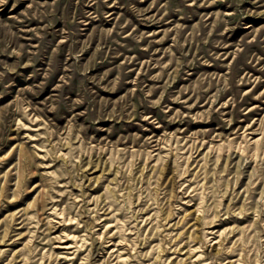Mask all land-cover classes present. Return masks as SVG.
I'll return each mask as SVG.
<instances>
[{"label": "rangeland", "instance_id": "rangeland-1", "mask_svg": "<svg viewBox=\"0 0 264 264\" xmlns=\"http://www.w3.org/2000/svg\"><path fill=\"white\" fill-rule=\"evenodd\" d=\"M0 264H264V0H0Z\"/></svg>", "mask_w": 264, "mask_h": 264}]
</instances>
